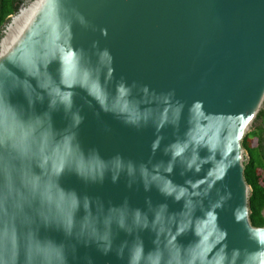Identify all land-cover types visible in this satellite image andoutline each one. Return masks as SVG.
I'll return each instance as SVG.
<instances>
[{
    "label": "water",
    "instance_id": "95a60500",
    "mask_svg": "<svg viewBox=\"0 0 264 264\" xmlns=\"http://www.w3.org/2000/svg\"><path fill=\"white\" fill-rule=\"evenodd\" d=\"M0 38V264H264L242 140L264 0H27Z\"/></svg>",
    "mask_w": 264,
    "mask_h": 264
},
{
    "label": "trees",
    "instance_id": "16d2710c",
    "mask_svg": "<svg viewBox=\"0 0 264 264\" xmlns=\"http://www.w3.org/2000/svg\"><path fill=\"white\" fill-rule=\"evenodd\" d=\"M24 0H0V30L8 16L14 14ZM264 115V103L257 116ZM251 133H246L242 140V147L248 153V158L244 161V178L251 187L249 195V220L253 226H264V185L260 183V178L264 171H259L258 165L251 156Z\"/></svg>",
    "mask_w": 264,
    "mask_h": 264
},
{
    "label": "flooded vegetation",
    "instance_id": "af4514ba",
    "mask_svg": "<svg viewBox=\"0 0 264 264\" xmlns=\"http://www.w3.org/2000/svg\"><path fill=\"white\" fill-rule=\"evenodd\" d=\"M26 1L27 0H24V2ZM24 2H22L21 4H23ZM9 16H8V21L10 20ZM8 21L3 24L0 30V38H1V31L8 23ZM249 130L250 133L252 134L250 141L251 156L254 158L255 163H260V165H258L259 171H264V115L256 116ZM245 155H246L245 159L248 158L247 152L245 153ZM260 179H261L260 183L264 185V173L262 174V177Z\"/></svg>",
    "mask_w": 264,
    "mask_h": 264
},
{
    "label": "rangeland",
    "instance_id": "374dc122",
    "mask_svg": "<svg viewBox=\"0 0 264 264\" xmlns=\"http://www.w3.org/2000/svg\"><path fill=\"white\" fill-rule=\"evenodd\" d=\"M246 153V152H245ZM245 157H246V155H245Z\"/></svg>",
    "mask_w": 264,
    "mask_h": 264
}]
</instances>
